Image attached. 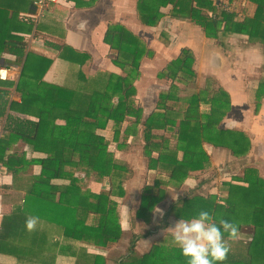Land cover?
<instances>
[{
    "label": "trees",
    "instance_id": "trees-1",
    "mask_svg": "<svg viewBox=\"0 0 264 264\" xmlns=\"http://www.w3.org/2000/svg\"><path fill=\"white\" fill-rule=\"evenodd\" d=\"M31 1L0 0V66L17 67L22 61L15 79L0 80V164L15 177H29L20 199L0 217V264H106L97 249L121 236L118 203L132 173L109 149L111 141L117 142L121 133L131 136L130 126L137 130L147 171L154 177L142 185L134 217L148 224L169 184L177 183L178 188L184 179L210 167L205 142L227 147L239 157L249 152L251 138L247 141V133L239 127L221 126L226 110L215 103L229 102V96L208 79L186 99V107L177 106L181 98L174 86L194 82L197 76L192 49L183 47L158 70L157 77L170 87L158 93L154 109L145 116L134 82L140 76L142 59L151 52L147 43L124 24L109 22L102 41L119 71H89L91 55L66 41L69 9L49 3L34 18L25 15L33 12ZM70 1L73 8L79 4ZM146 5L150 18L141 19L147 25L155 26L165 14L183 16L224 49L233 35L258 36L264 42L262 7L243 19L221 11L218 19L208 14L214 10L211 0H151ZM161 5L170 8L163 12ZM29 38L40 41L32 46L54 57L31 49ZM158 39L169 43L165 31L159 32ZM13 87L19 101L5 95ZM261 88L264 83L252 86L250 94ZM202 103L208 106L200 109ZM108 126L111 139L106 135ZM241 174L219 181L214 191L177 195L164 211L160 227L168 225L170 216L176 221L190 220L200 210L209 211L217 222H235L239 231L252 226L244 255L229 256L224 264H264V178L251 164L242 166ZM85 179L102 187L93 191ZM208 180L200 178L199 185ZM29 216L39 217L32 233L25 227ZM150 233L145 228L139 237ZM165 234L149 251L133 254L131 246L115 264H187L172 232Z\"/></svg>",
    "mask_w": 264,
    "mask_h": 264
},
{
    "label": "crops",
    "instance_id": "crops-1",
    "mask_svg": "<svg viewBox=\"0 0 264 264\" xmlns=\"http://www.w3.org/2000/svg\"><path fill=\"white\" fill-rule=\"evenodd\" d=\"M149 1L151 0H78L79 4H77L78 6L75 8L71 7L73 2L70 0H58L55 3L69 9V12L66 16V23L68 25L66 41L77 49L86 51L91 55L90 62L86 67L89 71L94 70L95 68L119 71V69H117L116 66L111 62V50L109 49V46L102 41V35L109 22H120L124 24L133 33L141 37L147 43L148 47L151 49V52L142 59L140 76L136 80V83L138 80L139 83L142 81V85L140 86V90L137 94L139 97V103H137L142 107L145 116L151 113V111L154 109L156 97L158 95H154V99L152 101L154 102V105L149 103V82H147L148 67L151 71V74H153L155 77L157 71L167 61L177 57L183 47L192 49L196 55L202 57L201 60L203 62H200V65L202 66V64H205L204 66H207L210 70L209 71L207 69L208 71H206V74L215 76L222 88L228 94V105H230L229 110L231 111V114L239 112V108H241L242 104L246 106L247 103H249L248 97L249 93L251 92V87L257 86L258 83H264L263 40H261V38L258 36L249 38L247 35H243V37L246 38L245 43L238 44L237 47H235L234 57L230 56V52H227V49L230 46L224 49L215 45L211 38L204 36V31L200 25L193 23L183 16L178 17L165 14V16L159 18L155 26L145 24L142 19H145L146 17L150 18L146 11V3ZM231 1L236 3L235 7L237 9V13L235 14L240 19L253 15L257 7H262L264 10V0ZM32 8L33 12L25 15L34 18L38 17L42 10L38 11V9L33 4ZM169 8V6L161 5L159 9L165 12L168 11ZM139 13H141L142 16H139ZM161 30H167V32H171L173 35L177 34L181 37L178 40H176L177 38L175 36H173L174 39L172 40H170L169 37V43L164 44L158 39V35ZM157 40L159 42H157ZM37 41L38 40L34 42ZM155 41L157 42L156 44H154ZM177 41L178 43L176 44L175 42ZM32 47L34 49L36 48V46ZM240 48H242L241 51H238ZM221 50H224L225 54H221L219 52ZM44 51L51 53L50 55L46 54L47 57H54L52 52L48 50ZM216 55L219 56L221 60L219 65H216V61L215 63L212 62ZM6 66L15 67L18 69L13 65ZM17 76L12 79H15ZM245 78H252L253 81L245 86ZM152 81L154 80L152 79ZM247 82L248 81H246V83ZM191 83H195V81ZM13 89L14 87L11 89L10 94L11 98L13 99L9 98V100L19 101V97L14 94ZM253 99L254 100H252L250 103L253 105L250 106L253 107L251 110L252 113H254V116L253 120L249 118L248 119L249 121H253L254 123L258 124L256 128L261 130V132H259L260 134H256V136L259 135L258 141H261V139L264 138V89L261 88L256 94H254ZM254 103L258 105V107H256ZM222 108L223 111L227 110L225 109L226 106H223ZM8 111L12 114H18L20 116L23 115L12 110ZM24 116L26 118L33 119L31 118L33 116ZM238 120V118H233V122L230 120L228 121L230 122L229 124L235 123L237 124V127H240L238 126ZM2 125L3 122L0 123V134L2 132ZM224 127L228 126L225 125ZM128 136L131 137L130 135ZM231 153L233 154L232 151ZM257 153L262 154V151H258ZM2 169L5 170V168L0 164V173L7 172L1 171ZM218 169L219 168L216 167V171ZM3 175L5 174L3 173ZM5 206L6 204L3 205L4 208ZM3 213H5V211H1L0 216Z\"/></svg>",
    "mask_w": 264,
    "mask_h": 264
},
{
    "label": "rangeland",
    "instance_id": "rangeland-1",
    "mask_svg": "<svg viewBox=\"0 0 264 264\" xmlns=\"http://www.w3.org/2000/svg\"><path fill=\"white\" fill-rule=\"evenodd\" d=\"M37 18V17H36ZM167 38L170 37V40L174 39L173 36H175L178 40L181 36L179 35H173L171 32H167L165 30ZM205 36V35H204ZM235 37V38H232ZM28 40L32 41L30 44V48L32 49V44L34 41H36L34 38H29ZM246 38L243 37V35H233L229 38V45L230 47L227 49V52H230L229 55L234 57L235 47H237L238 44L245 43ZM157 42H159L157 40ZM156 41L154 44L157 43ZM37 43V42H36ZM176 44L178 43L175 42ZM243 48V46H242ZM238 49V51H241V49ZM34 49V48H33ZM38 51H43L42 53L50 55L51 53L45 52L42 50L41 47L36 46ZM237 51V50H236ZM221 54H225L224 50L219 51ZM195 56V62H194V69L197 72V76L195 79V83H189V84H183L182 82H178L174 87L176 93L181 98L179 102L177 103V106L181 109L186 107V99L189 98L193 93L197 92L206 82L207 79L212 81L216 87H222L221 84L217 81L216 77L211 74H206V71L209 70L207 66H204L205 64L200 65L203 61L201 60L202 57H199V55ZM19 64H17V68L21 69L22 61H18ZM201 62V63H200ZM200 65V66H199ZM200 68V69H199ZM204 68V69H203ZM208 69V70H207ZM199 70V71H198ZM210 71V70H209ZM158 72V71H157ZM147 78L149 82V103L154 105L153 99L154 95L158 94L160 91L170 87V83L167 81L160 80L157 77V73L155 77L153 74H151V71H147ZM152 79L154 81H152ZM246 81H248L246 83ZM251 81H253L252 78L246 79L245 78V86L248 85ZM144 82V81H143ZM136 88H137V94L140 90V86L142 85V81L139 83L134 82ZM151 85V87H150ZM152 88V89H151ZM154 88V90H153ZM136 94V95H137ZM5 95L8 96V98H11L10 93H6ZM158 96V95H157ZM6 97V96H5ZM254 98L253 94L249 93L248 101L246 106L242 104L241 108H239V112L232 113L229 110L230 105H228V102L223 101V103H220L219 101L215 103L216 106H219L218 108H222L223 106H226L225 109H227L225 112H227V115L223 118L221 121V126H228V127H237V124H229L230 121L233 122V118H238V126L239 128L243 129L247 136L246 140L248 141V137L251 138V145L249 152L247 154L242 155L240 157H237L231 153V150L227 147H221V146H215L208 142H205L203 144V147L206 149L211 164L209 168L205 169L204 171H198L197 176L192 175L186 179L183 180L182 183L178 184L179 187L176 188L177 183L169 184L168 189L166 191L164 199H162L153 209V214L151 221L148 224H141L139 220H137L134 217V212L136 207L139 204V195L142 185L145 182H152L154 174L153 172L147 171L146 168V162L147 159L145 156L142 155L141 147H140V137L137 134V130L133 126H130L131 130V137H129V134L121 133L118 136V140L111 141L109 143V149L112 150L116 157L124 160L129 169H131L132 173L130 176H128L125 180V195L119 199L118 203V209L120 213V222L122 226V233L120 238L106 247L99 248L97 250L101 251V253L105 256L107 262L106 264H115L116 260L122 256L124 253H127L130 251V247L134 246L133 254L142 253L145 251H149L151 248V245L154 241L159 240L160 238H165L166 231L172 232L170 227L174 226V223L176 220L173 216H170L166 219L168 221V225L164 228L160 227V222L165 219L163 214L161 215V212H158L159 209L162 210V213L167 209L168 205L176 199L177 195L185 194L188 192L193 191L194 194L196 193H207L209 191H214L215 185L223 180V179H231L230 177L232 175H242V166L245 165H254L256 167L261 176L264 178V138L259 140V135L256 136V134H260L261 130L257 129L256 126L257 123H254L253 121H249V119L253 120L254 113H252L251 107L253 104H250ZM157 99V97H156ZM136 100L139 103V97L136 96ZM156 102V101H155ZM251 105V106H250ZM208 106V104L202 103L200 105V109H205ZM228 107V108H227ZM223 109V108H222ZM25 117L24 115H22ZM35 119L34 117H31ZM249 118V119H248ZM108 126L107 130V137L109 139L112 138V135L108 133L110 130ZM258 151H262V154L257 153ZM216 167L219 169L216 171ZM6 171V170H1ZM3 173L5 175H3ZM1 172L0 175V212L5 211L7 212L10 209L11 203L14 200H19L20 196L22 195V186H25L28 182V174H22L19 177H15V175L10 171L7 172ZM233 173V174H232ZM3 175V176H2ZM200 178H208L209 180L207 182H204L199 185V179ZM244 178V177H243ZM245 182H248L247 178H244ZM88 186L93 191H98L102 186L100 183L95 182L91 179H85ZM173 185V186H172ZM196 186V187H194ZM176 188V189H175ZM213 193V192H211ZM6 204L5 208L3 205ZM1 217V216H0ZM124 224H128L129 227L125 228L123 227ZM141 228V229H140ZM145 228H149L151 233L140 236L141 233L145 230ZM252 232V226H243L242 229L239 231V237L236 241L230 242L231 243V251L228 255L237 258L244 255V250L246 249V245L248 243V234ZM132 253V251H131Z\"/></svg>",
    "mask_w": 264,
    "mask_h": 264
},
{
    "label": "clouds",
    "instance_id": "clouds-1",
    "mask_svg": "<svg viewBox=\"0 0 264 264\" xmlns=\"http://www.w3.org/2000/svg\"><path fill=\"white\" fill-rule=\"evenodd\" d=\"M158 212L162 213L159 209ZM38 216H29L25 221L28 232H35ZM123 227H129L124 224ZM173 242L180 249L187 264H224L231 251V243L238 239L239 228L235 222L215 217L207 210H200L190 220L180 219L174 223ZM225 234H227L225 236Z\"/></svg>",
    "mask_w": 264,
    "mask_h": 264
},
{
    "label": "built area",
    "instance_id": "built-area-1",
    "mask_svg": "<svg viewBox=\"0 0 264 264\" xmlns=\"http://www.w3.org/2000/svg\"><path fill=\"white\" fill-rule=\"evenodd\" d=\"M58 0H34L31 1V4H33L38 11L42 10L44 7H46L49 3H55ZM214 6L213 11H208V14L212 18H218L220 19L222 16L219 14V12H227V13H237V9L235 7V2L231 0H211ZM19 74V70L15 67L10 66H0V80H9L14 78Z\"/></svg>",
    "mask_w": 264,
    "mask_h": 264
},
{
    "label": "water",
    "instance_id": "water-1",
    "mask_svg": "<svg viewBox=\"0 0 264 264\" xmlns=\"http://www.w3.org/2000/svg\"><path fill=\"white\" fill-rule=\"evenodd\" d=\"M215 61H216V65H219V63H220V61H221L220 58H219V56L216 55V56L213 58L212 62L215 63Z\"/></svg>",
    "mask_w": 264,
    "mask_h": 264
}]
</instances>
